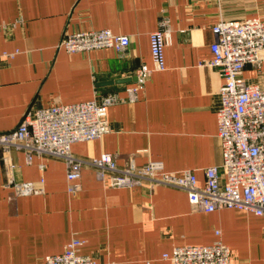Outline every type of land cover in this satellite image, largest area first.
Here are the masks:
<instances>
[{"label": "crops", "instance_id": "1", "mask_svg": "<svg viewBox=\"0 0 264 264\" xmlns=\"http://www.w3.org/2000/svg\"><path fill=\"white\" fill-rule=\"evenodd\" d=\"M161 15L171 29L164 68L151 71L135 101L107 107V133L73 142L71 151L111 152L119 166L161 160L167 171L193 170L202 184L203 170L222 160L215 115L221 77L204 62L212 56L211 26L220 17L264 19V0H0V54L13 53L0 59V131L15 128L29 106L124 95L136 68H152L149 33ZM101 28L128 35L122 55L110 47L57 48L66 31ZM242 76L264 86V62L260 71L246 65ZM8 154L15 179L43 192L9 202L0 150V264H44L72 238L97 264H170L163 253L209 244L216 229L230 264H264L263 216L237 208L197 211L181 189L165 185L149 192L146 185L104 187L88 165L81 167L80 188L69 194L63 160L35 155L27 163L17 149Z\"/></svg>", "mask_w": 264, "mask_h": 264}, {"label": "built area", "instance_id": "2", "mask_svg": "<svg viewBox=\"0 0 264 264\" xmlns=\"http://www.w3.org/2000/svg\"><path fill=\"white\" fill-rule=\"evenodd\" d=\"M170 26L162 15L158 27L149 33L152 68L140 65L134 71L135 82L124 88V95L109 92L74 103H52L29 106L17 126L0 131V150L5 165L3 186L7 200L14 203L19 196L43 192L31 180H16L10 149L21 151L29 163L35 155H48L65 163L67 192L80 188L81 167L94 168L95 178L108 188H133L165 185L181 189L192 209L212 212L218 209H244L264 217V86L249 82L242 76L250 64L257 70L264 62V19L261 16L240 19L222 18L211 26L214 39L211 58L205 60L219 72V105L215 111L217 134L221 141L222 160L203 170L199 184L195 172L183 169L167 171L161 160L143 164L128 162L119 166L115 155L101 152L97 156L80 157L71 151V144L100 138L110 130L107 107L138 98L152 70L164 68V47L169 40ZM130 43L128 35L109 28L66 31L57 48L67 53L89 52L110 47L122 55ZM13 53L3 52L2 57ZM96 93V92H95ZM43 169V164L39 165ZM40 183L43 178L40 177ZM264 236V227H263ZM215 240L209 244L174 246L162 257L170 264H230L231 252L216 229ZM81 239L72 238L61 252L46 255L44 264H97L95 259L79 252Z\"/></svg>", "mask_w": 264, "mask_h": 264}]
</instances>
